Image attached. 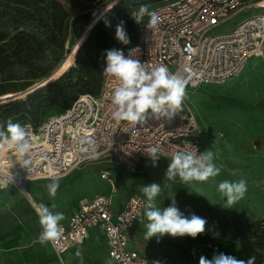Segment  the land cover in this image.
Instances as JSON below:
<instances>
[{
    "label": "built area",
    "instance_id": "obj_1",
    "mask_svg": "<svg viewBox=\"0 0 264 264\" xmlns=\"http://www.w3.org/2000/svg\"><path fill=\"white\" fill-rule=\"evenodd\" d=\"M249 8L264 9V0H162L151 9L160 17L154 30L149 31L133 18L136 43L124 55L138 48L133 58L146 65L166 66L183 79L186 94L202 86L223 85L237 77L252 59L264 56L263 14L242 21L229 33L217 34L223 24ZM117 86L113 77L103 74L97 96L81 94L68 109L48 114L39 125L22 124L32 132V148L25 157L30 161L26 166L29 173L20 166L18 153L3 149L12 159L0 160V192L14 187L32 200L30 185L53 177L66 179L95 163H110L122 173L138 174L150 162L145 152L151 146L160 149L159 160L168 162L174 152L191 150L190 144L198 154L204 152L203 130L185 101L171 121L151 115L143 125L136 126L113 120L111 95ZM89 139L95 142L99 154L95 159H86L80 152ZM101 178L111 194L82 200L68 219L60 222L61 238L48 243L59 263L63 255L82 246L90 233L97 231L106 242L107 256L113 264H168L150 253L134 235L145 219L146 197L133 194L119 206L110 172H103Z\"/></svg>",
    "mask_w": 264,
    "mask_h": 264
},
{
    "label": "rangeland",
    "instance_id": "obj_2",
    "mask_svg": "<svg viewBox=\"0 0 264 264\" xmlns=\"http://www.w3.org/2000/svg\"><path fill=\"white\" fill-rule=\"evenodd\" d=\"M65 1L70 22L83 14H87L92 22L98 13L113 4V0L101 3L100 0ZM126 4L133 5L132 8L137 7V10L139 6L146 4L151 10L159 2L142 0ZM260 14L264 15V9L243 10L223 24L217 30V34L229 33L242 21ZM23 29L25 25L21 21L0 8L1 33L11 39ZM27 30L32 31L31 27ZM78 38L79 36L75 37L68 26L62 46L48 50L42 58L34 62L32 69H27L16 62L11 67L0 70V101L15 97L11 100L14 101L36 90L35 85L38 81L44 82L65 62L71 60L78 46ZM12 50L13 45L4 49L6 53H12ZM184 101L185 107L196 115L205 132L206 142L203 145L206 147L205 150L213 151L215 163L222 169L214 182L210 179L203 183L193 181L183 184L177 179L171 188L164 187L165 184L171 183L165 180L168 161L159 160L156 167L151 166V161L147 162L142 166L141 172L133 175L120 172L110 163H95L86 165L68 178L60 180V187L54 198L49 196L46 188L50 182L32 187L30 185V197L36 205L41 202L49 206L55 203L54 211L62 212L66 218L82 200L101 194H111L108 183L101 178L105 171L110 172L112 176L117 192L115 202L119 206L133 194L144 196L142 186L158 183L162 187V192L156 197L158 206L161 208L169 206L170 199L174 197L184 215L194 213L206 219L207 224L205 232L196 238L188 236L173 238L165 235L159 242L155 237L146 239L147 247L152 254L165 259L168 264H199L200 256L211 260L214 255L220 253L245 261L255 256V264H264V56L252 59L237 77L223 85L202 86L187 93ZM17 103L19 102L9 105ZM4 110L3 106H0V114ZM56 112L55 110L54 113ZM22 122L23 120H20V123ZM7 155L5 150H0V160L6 159ZM242 178L247 181L248 190L243 199L231 206L232 208H227L226 198L217 190L218 184L226 179L238 181ZM19 200L24 202L20 203ZM27 200L29 201L28 197ZM25 202L30 203L22 199L14 187L0 193V216L7 218L8 214L13 213L16 216H11V219L16 222H19L18 219L21 220L18 227L12 226L10 231L3 234L15 231L24 235L32 227L34 239L37 240L42 230L40 223L35 224L39 219L30 204L34 211H28ZM26 211L28 212L25 214ZM206 213L222 221L223 225L210 223ZM11 219L9 216L5 220L6 223L10 224ZM145 223L146 218L140 224L144 238ZM22 246L12 250L0 249V264H31L29 261L32 256L23 252ZM86 248L87 258L82 261L83 264L105 262L104 248L100 243L90 241Z\"/></svg>",
    "mask_w": 264,
    "mask_h": 264
},
{
    "label": "clouds",
    "instance_id": "obj_3",
    "mask_svg": "<svg viewBox=\"0 0 264 264\" xmlns=\"http://www.w3.org/2000/svg\"><path fill=\"white\" fill-rule=\"evenodd\" d=\"M118 0H113V4L107 10H111ZM136 23H143L150 31L154 30L160 21L158 13L150 10L145 5L139 6L138 10L132 13ZM148 17L147 23L144 18ZM261 26H264V18L260 20ZM110 27V23L106 22ZM115 38L122 44L127 45L130 39L121 21L115 30ZM139 49H132L126 57L122 50H106V67L103 70L105 76L113 77L118 86L112 91L111 104L114 106L111 113L112 119L116 122L127 121L132 125H143L149 115L155 119L165 118L171 121L174 115L181 111L182 103L186 97L185 83L177 75L170 73L164 65L152 66L141 63L139 59L133 58V53ZM32 132L28 125H22L20 122H14L9 118L6 122L0 123V150L7 148L18 153L22 168L26 167L30 161L25 157L30 154L32 148ZM85 147L80 148V152L86 154V159H95L99 155L95 142L87 140ZM191 150L176 151L172 154L171 161L165 171V180L171 182L164 187L171 188L177 179L183 184L195 182H208L210 179L214 182L220 175L221 167L215 163L213 151L207 149L198 154L197 149L190 144ZM151 166L156 167L160 159V149L157 146H151L145 152ZM60 177L51 178V182L46 185L50 197L57 195L60 187ZM217 190L225 199L227 208H232L234 204L244 198L248 188L245 179L238 181L223 180L219 182ZM142 193L146 197L143 215L147 223L145 239L156 238L160 241L165 235L176 238L188 236L196 238L203 234L206 229V219L190 214L188 216L182 213L177 205L175 198H171V203L167 207H160L156 203V197L162 192V187L158 183H151L142 186ZM21 194H27L21 192ZM41 226V232L37 237L41 245L59 240L62 236L61 221L65 219L62 212H56V204L50 206L45 203H39L34 206ZM77 257H81V252L77 250ZM255 256L247 261L236 259L234 256L220 253L214 255L211 260L205 256H200L199 264H255ZM154 264H160L155 261Z\"/></svg>",
    "mask_w": 264,
    "mask_h": 264
},
{
    "label": "trees",
    "instance_id": "obj_4",
    "mask_svg": "<svg viewBox=\"0 0 264 264\" xmlns=\"http://www.w3.org/2000/svg\"><path fill=\"white\" fill-rule=\"evenodd\" d=\"M61 1L67 5L65 0ZM104 1L106 0H100V3ZM141 1L119 0L111 10L107 9L112 4L108 6L90 26L92 19L89 20L87 14L79 15L70 22L67 9L59 0H0V8L25 25V29L20 30L11 39L0 32V70L11 67L16 62L27 69H32L34 62L42 58L48 50L62 46L68 26L75 37L79 36L78 46L68 62L69 68L44 83L38 90L17 100L0 104L5 109L0 114V123L11 118L14 122L23 120L21 124L37 126L55 110L68 109L79 95L97 96L101 90L103 70L106 67V50L118 49L125 54L136 43L132 13L137 7L132 8L133 5L126 3ZM121 21L124 22L130 39L127 45L115 38L116 26ZM106 22L110 23V27L106 26ZM28 27H31L32 31H28ZM84 36L85 39L81 41ZM11 45L12 53H6L5 47ZM40 82L42 80L37 83ZM15 102L19 103L9 105ZM206 217L210 223L222 225L221 221L209 213H206Z\"/></svg>",
    "mask_w": 264,
    "mask_h": 264
},
{
    "label": "crops",
    "instance_id": "obj_5",
    "mask_svg": "<svg viewBox=\"0 0 264 264\" xmlns=\"http://www.w3.org/2000/svg\"><path fill=\"white\" fill-rule=\"evenodd\" d=\"M201 129H202V126H201ZM205 142H206V140H205V132L203 131V145H204ZM205 148H203L204 151H205ZM43 182H51V181H42V182H39V183H43ZM39 183L31 185V187L35 186V185H37ZM4 192H0V193H4ZM19 194L21 195V197L23 199L25 197V199L27 200V197L24 194H21V191H19ZM19 202L21 203V202H24V201H20L19 200ZM28 202H30V201H28ZM24 204H25L26 207H28L27 208L28 211L33 210V209H31L29 204H27L26 202ZM22 206H24V205H22ZM28 211H26L24 213L26 214ZM7 216H8L7 218L4 217V216H0V249L1 250H12V249H15L17 246L21 247L23 245L22 246L23 247L22 251L25 252L27 255L32 256V257H30L31 259L29 261V262H31V264H60L58 259L56 258V256L52 253V251H51V249H50L48 244L41 245L38 242V240L34 239V236H33V233H32V227H31V229L29 231H26V233L24 235H20L19 233L15 232V231H12L11 233L3 234V233H5V231H10L9 229H11L12 226H15L14 228L18 227L19 223L21 222L20 219H18L19 222H16V221H14V219H11V216H16L13 213L8 214ZM9 216H10V219H11L10 221H12V222H10V224L6 223V221H5V220H7L9 218ZM68 217H66L62 221L67 220ZM37 223H39V221H35V224H37ZM222 225H223V223H222ZM222 225H219V226H222ZM134 235H135V238L139 242L143 243L147 247L148 243H147L146 239L143 237L140 225H138L135 228ZM93 240H95L98 243H100L103 246V248H104L105 262H103L101 264H113L108 259V256H107V245H106V242H105L104 238L97 231H92L90 233V238L82 246L75 247V248L69 250L65 255H63V257H62V261L63 262L62 263L63 264H83L82 261L87 258L86 257L87 256L86 255L87 254L86 253L87 252L86 251V249H87L86 248V244L89 243L90 241H93ZM77 250H79L81 252L82 259H81V257H77L75 255ZM149 251L151 253L150 249H149ZM0 262H1V259H0ZM86 264H91V263L87 262Z\"/></svg>",
    "mask_w": 264,
    "mask_h": 264
},
{
    "label": "bare ground",
    "instance_id": "obj_6",
    "mask_svg": "<svg viewBox=\"0 0 264 264\" xmlns=\"http://www.w3.org/2000/svg\"><path fill=\"white\" fill-rule=\"evenodd\" d=\"M102 12H103V11H102ZM102 12H101L100 14L98 13L99 15L97 14L98 16L96 15V16H97V17L95 16L96 18L94 17L95 19L91 22L90 26L93 25V24L97 21V19L100 17V15L102 14ZM90 26H89V27H90ZM84 39H85V36H84L83 38H81V41H83ZM72 64H74V63H72ZM68 68H69V64H68V61H67V62H65V63H64V64H63L58 70H56V72H55L50 78H48V79L45 80L44 82L42 81L43 84L46 83L47 81H49L50 79L55 78L59 73L66 71ZM40 83H41V82H40ZM43 84H42V85H43ZM38 85H39V84H38ZM39 86H40V85H39ZM37 87H38V86H36V88H37ZM14 98H15V97L4 99V100L0 101V103H2V102L4 103V102H7V101H11V100H13ZM9 159H12V156L7 155V157H6L5 160H9ZM26 197H27V196H26ZM22 199H23V198H22ZM24 200H26L25 197H24ZM26 201L28 202V200H26ZM29 201H30V203H29V202H28V203L31 205V207H32L33 209H35L34 206H36V204H35L34 200H33V199H32V200L29 199Z\"/></svg>",
    "mask_w": 264,
    "mask_h": 264
},
{
    "label": "water",
    "instance_id": "obj_7",
    "mask_svg": "<svg viewBox=\"0 0 264 264\" xmlns=\"http://www.w3.org/2000/svg\"><path fill=\"white\" fill-rule=\"evenodd\" d=\"M42 83V82H41ZM41 83H39V84H41ZM38 86V85H37ZM40 86H42V85H40ZM40 86H38L36 89L38 90V88L40 87ZM35 90V89H34Z\"/></svg>",
    "mask_w": 264,
    "mask_h": 264
}]
</instances>
